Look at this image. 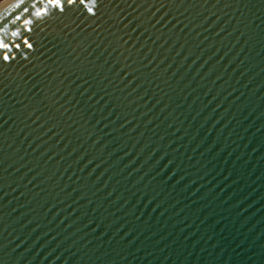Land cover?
I'll use <instances>...</instances> for the list:
<instances>
[{
  "label": "water",
  "instance_id": "water-1",
  "mask_svg": "<svg viewBox=\"0 0 264 264\" xmlns=\"http://www.w3.org/2000/svg\"><path fill=\"white\" fill-rule=\"evenodd\" d=\"M0 44V264H264V0H10Z\"/></svg>",
  "mask_w": 264,
  "mask_h": 264
},
{
  "label": "snow or ice",
  "instance_id": "snow-or-ice-1",
  "mask_svg": "<svg viewBox=\"0 0 264 264\" xmlns=\"http://www.w3.org/2000/svg\"><path fill=\"white\" fill-rule=\"evenodd\" d=\"M69 2H71V0H69ZM23 11H24V12H28V9L25 8V9H23ZM35 15L39 16V15H41V13H40V12H36ZM17 19H21V17H17ZM23 22H24L25 24H29V23H31V21H30V20H27V19H25ZM18 34H19L18 32H13V33H12L13 36H16V35H18ZM29 46H30V45H29ZM0 47H7V45H6V44H0ZM4 59H9V56H8L7 54H5V55H4Z\"/></svg>",
  "mask_w": 264,
  "mask_h": 264
},
{
  "label": "bare ground",
  "instance_id": "bare-ground-1",
  "mask_svg": "<svg viewBox=\"0 0 264 264\" xmlns=\"http://www.w3.org/2000/svg\"><path fill=\"white\" fill-rule=\"evenodd\" d=\"M10 0H4V1H2V2H0V8L2 7V6H4L7 2H9Z\"/></svg>",
  "mask_w": 264,
  "mask_h": 264
},
{
  "label": "rangeland",
  "instance_id": "rangeland-1",
  "mask_svg": "<svg viewBox=\"0 0 264 264\" xmlns=\"http://www.w3.org/2000/svg\"><path fill=\"white\" fill-rule=\"evenodd\" d=\"M2 1H4V0H0V2H2Z\"/></svg>",
  "mask_w": 264,
  "mask_h": 264
}]
</instances>
